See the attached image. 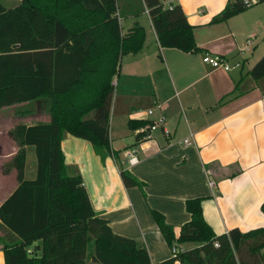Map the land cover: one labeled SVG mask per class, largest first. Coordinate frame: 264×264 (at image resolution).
<instances>
[{"label":"crops","instance_id":"1","mask_svg":"<svg viewBox=\"0 0 264 264\" xmlns=\"http://www.w3.org/2000/svg\"><path fill=\"white\" fill-rule=\"evenodd\" d=\"M225 1L173 0L192 26L199 48L183 52L158 45L141 0L147 18L141 25L142 47L121 55L111 79L114 83L107 129L111 153L97 155L89 141L69 134L60 141L63 161L79 172L93 210L107 220L113 233L143 246L151 263L171 255L152 210L162 215L174 234L189 219L184 200L194 197L201 198L203 219L217 235L232 227L246 231L264 226L259 210L264 199V76L254 80L248 74L264 50L256 46V39L264 35V0L226 20L211 22ZM134 23L140 24L138 16L125 17L121 33ZM247 39L250 43L246 46ZM205 52L222 55L231 63L238 61L239 66L230 70L211 68L201 61ZM28 53L30 71L25 89L11 90L18 78L12 79L10 86L0 81V165L15 150L7 135L14 123L49 120L45 101L34 98L51 84L52 51ZM39 58L47 76L43 83L34 73V60ZM149 108L152 113L147 115ZM160 115L163 123L140 136L141 127L127 126L129 119L156 122ZM184 138L188 143L182 142ZM130 147L136 148L138 159L133 165L125 161L124 152ZM27 150L31 161L29 175L23 178L31 179L35 157L32 146L25 147V156ZM121 170L141 186H125ZM15 186L13 170L7 175L0 173V203ZM192 245L175 246L184 249Z\"/></svg>","mask_w":264,"mask_h":264},{"label":"trees","instance_id":"2","mask_svg":"<svg viewBox=\"0 0 264 264\" xmlns=\"http://www.w3.org/2000/svg\"><path fill=\"white\" fill-rule=\"evenodd\" d=\"M143 3L159 46L199 50L178 3ZM247 6L241 0H226L210 21L226 20ZM143 40L144 29L138 23L121 33L116 0H19L12 6L0 1L1 83L9 85L18 78L10 88L24 90L30 71L28 52L52 51L51 84L33 97L45 101L49 120L16 122L7 130L15 150L0 165V173L13 170L16 186L0 203L3 264H85L90 241L88 258L97 264H174L175 260L178 264H264V226L246 231L232 227L217 235L203 219L199 197L184 200L189 219L176 234L152 210L170 247L193 245L151 263L143 246L110 230L107 220L93 210L77 169L64 163L60 141L65 134L89 141L97 155L111 153L107 131L111 79L121 55L137 52ZM34 61V73L43 83L47 76L42 58ZM248 74L254 80L264 76V52ZM150 123L129 119L127 126L134 129ZM26 146H32L35 157L31 179L23 178ZM120 177L125 186H141L127 171L121 170ZM259 210L264 215V199Z\"/></svg>","mask_w":264,"mask_h":264},{"label":"built area","instance_id":"3","mask_svg":"<svg viewBox=\"0 0 264 264\" xmlns=\"http://www.w3.org/2000/svg\"><path fill=\"white\" fill-rule=\"evenodd\" d=\"M160 3L168 5L173 3V0H158ZM244 4L246 5H250L254 2H256L257 0H241ZM144 11L147 12V7H144ZM250 40H246L245 41V45H249ZM201 61L207 65H209L211 68H221L223 70H230L232 68L238 67L239 66V62L238 61H234V62H229L228 59L222 55H218L215 53H208L205 52L203 53V55L201 56ZM114 83V80H111V84ZM152 113V108H149L146 110V114L150 115ZM163 123V116L160 115L157 119L156 122H151L149 124V126H145V127H141L140 129H147V130H153L156 127H158L160 124ZM148 133H145L143 136L147 137ZM183 143H188L187 138H184L182 140ZM125 155V161L129 164V165H133L137 162V156H136V148L135 147H130L128 149L125 150L124 152ZM209 186L213 185V181L209 180L208 181ZM214 246H217L216 243H213ZM178 250H181L179 248H177L175 245L170 247V252L171 254H175ZM174 264H178V261L175 260Z\"/></svg>","mask_w":264,"mask_h":264},{"label":"rangeland","instance_id":"4","mask_svg":"<svg viewBox=\"0 0 264 264\" xmlns=\"http://www.w3.org/2000/svg\"><path fill=\"white\" fill-rule=\"evenodd\" d=\"M5 6H12L16 1L13 0H0ZM260 3V1L258 2H254L251 5L247 6V9L250 7H255L258 6V4ZM116 5H117V10L119 12V19H120V27L121 29H124L123 27V19L125 17H132L135 18L138 16V21L140 23V25H145L147 18L145 13L143 12V6H142V2L141 0H116ZM256 46L257 49H261L264 48V35L259 36L256 39ZM264 52V50H263ZM115 77V76H114ZM30 154L31 152L29 150H27L26 156H25V167H24V171H23V177H27L29 175V164H30ZM8 177H5V180ZM2 193V191H0V194ZM1 234V232H0ZM92 250V242L90 241L87 244V248H86V256H85V264H97V263H92L89 258L88 255Z\"/></svg>","mask_w":264,"mask_h":264}]
</instances>
